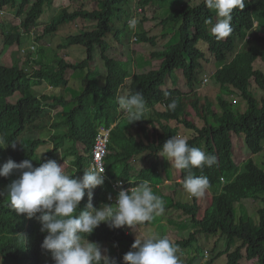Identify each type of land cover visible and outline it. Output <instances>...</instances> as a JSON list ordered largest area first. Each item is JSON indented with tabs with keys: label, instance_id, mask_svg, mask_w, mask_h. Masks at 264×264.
<instances>
[{
	"label": "trees",
	"instance_id": "1",
	"mask_svg": "<svg viewBox=\"0 0 264 264\" xmlns=\"http://www.w3.org/2000/svg\"><path fill=\"white\" fill-rule=\"evenodd\" d=\"M97 2L98 6L91 10L80 8L72 13L64 12L62 17L47 25L44 31L49 33L56 29L57 25L76 18L95 22L94 29H84L67 38L68 44L85 47V60L75 64L62 62L60 69H57L55 73L37 68L32 76L37 79L62 78L65 65L73 69L86 67L87 62L92 59L95 45L100 46L102 53L105 52L107 43L104 37L114 31L113 17L115 11H123L125 0H96ZM152 2L154 0H136V3L142 8ZM29 3V0H0V8L14 7L18 15H23ZM41 3L42 0H35L28 12L24 14L22 24L25 28L36 25ZM232 18L233 32L230 36L218 40L211 32V28L217 20L216 14L205 6L204 1L197 6L183 4L177 9L169 10L167 16L162 19V23H170L166 26V29L168 28L169 35H172L173 42L165 49L153 53L154 56H160L163 59L160 69L149 71L146 74L133 75L130 94L141 91L145 100L152 106L162 102L168 110L159 114V116L166 120H182L183 124L194 131V135L186 139L188 144L216 157V163L211 167L205 166L192 169L193 175L206 176L209 180L207 190L213 192L214 199L207 213L201 218L197 217L200 209L197 197L188 193L183 187L184 178L188 174L187 170L180 169L181 182L177 183L176 186L179 191L182 190L189 194L186 196L190 198V201L183 202L182 200L176 201V198L174 200L167 198L166 203L168 202V205L165 204L167 207H175L185 215L190 216L191 222L198 228L199 232L206 234L219 233L224 239V252L212 256L207 264L222 253L228 254L226 264H239L244 256L242 249H245V256L248 260L256 259L257 264H264V169L259 168L251 158L246 160L243 167L240 168L233 159L232 141V135L243 136L245 144L252 154H257L263 149L264 100L259 105L250 90L249 79L252 77L256 85L264 92V73L253 69L252 66L253 61L257 58L264 62V48L256 44H249L248 41H245V43L243 39L247 32L252 29L255 20L259 22L261 27H264V0H246L244 9H233ZM178 21H180V25L177 29H174ZM141 23L142 20L140 26ZM3 26L4 23L0 21V28ZM169 27L173 28L172 32ZM138 36L143 42H150L154 45L155 38L153 36L148 37L145 31L138 33ZM176 37L178 41H176ZM20 40L19 31L9 26L5 32V42L11 45L14 42L19 43ZM255 41L264 45V36L255 38ZM204 44L207 46L206 52L210 55V60L218 66L222 65L214 75L221 92H230L229 86H232L246 100L247 109L244 112L233 111L230 109L231 104L225 101L219 93L217 96L220 109L218 112L213 113L212 117L217 121V124H214L209 121L208 117L204 116L202 113L203 104L197 100L193 106L196 110V116L203 120V125L198 127L194 122L187 121L185 113L180 109L179 101L176 98L179 92L176 90L163 91L160 90V86L163 82L164 71L171 72L175 68L184 70L190 85H192V82L198 81V71L203 67L201 59H204V61L208 59L204 51ZM239 45L241 47L236 52ZM234 53L235 55H233ZM105 58L108 71L105 83L97 85L95 81H89L87 87L77 97L78 105L74 108V112L78 114L85 111V115L88 116L91 112L97 111L99 117L103 113H107L105 116L111 118H108V120H114V112L112 113V110L108 111V109L112 107L119 85L126 76L130 75V71L128 67H124L127 65L125 62ZM35 63L39 65L40 58ZM29 77H31L29 72L20 67L17 62L11 66L0 63V137L5 141L3 145H0V147H3L0 148V167L9 159L17 163L30 159L33 166L38 167L53 155L49 149L38 150V148H41L40 145L44 143L20 138L21 133L26 130L43 129L44 127L43 124L36 125L33 123L35 120L42 118L45 110L41 108V101L36 98L37 96L31 90V86L38 84L39 81ZM89 80H91L90 77ZM15 92H19L22 97L16 104L8 103L6 98ZM173 100L176 102L174 110L168 107ZM58 103L60 101L57 98L51 106ZM74 112L64 111L63 116H59L61 120H56L55 127L61 131L56 138L63 144L70 143L74 154L77 156V151L74 150L75 142L78 139L82 140L90 150L96 131L94 126V129L88 131L85 127L81 128L77 125L76 119L72 117ZM129 124L137 129V134L141 132L146 136L148 121L144 119L130 123L127 121L125 127ZM117 128L120 131L122 125L119 124ZM161 129L164 134L159 136L158 141L152 142L137 140L134 135L126 131L132 143L127 145L126 140L117 143L118 148L116 151L107 155V172L111 173L118 168L117 162L122 161L121 163L124 164L121 167V175L123 178H130L128 165L138 152L145 153L146 150H149L150 153L157 154L161 151L162 145L167 139L171 136H177V131L168 124H162ZM112 134L117 135L114 131ZM8 141L19 142H17L14 149V152L16 151L14 158H9L7 155V149H11V146L6 147ZM61 142H57V145ZM110 149L109 145V151ZM146 155L148 154L145 153ZM84 160V157L77 156L76 162L79 166H83ZM151 167L149 168L153 169L154 176H159L155 164ZM149 168L141 169L137 178H134L137 180L136 185L139 184V180L150 181L151 176L147 171ZM145 170L148 174L144 172ZM80 171L83 170L80 169ZM19 174V172L14 171L8 177H0V259L2 264L35 257L39 258V249H42L38 247V243L41 242L39 236H42L40 223L34 218H27L26 215H17L8 204L6 197L8 186L19 177ZM246 199H251L254 202L261 200L263 203V206L257 210L256 222H252L243 215L236 217V204H241V201ZM26 222H29V224L27 225ZM111 236L120 244L122 256L130 251L129 248L134 243V239L129 235H125L122 230L114 233L105 224L97 232V240H102L101 238L108 239ZM236 240L240 242V245L230 252ZM194 241L193 233L189 235V239L172 242L178 248L187 249L193 246ZM213 252L211 251V254ZM117 264L123 263L117 260ZM189 264H192V259L189 260Z\"/></svg>",
	"mask_w": 264,
	"mask_h": 264
},
{
	"label": "clouds",
	"instance_id": "2",
	"mask_svg": "<svg viewBox=\"0 0 264 264\" xmlns=\"http://www.w3.org/2000/svg\"><path fill=\"white\" fill-rule=\"evenodd\" d=\"M29 1L30 3L28 7L25 9L23 15L22 14L18 15L16 11L13 12L15 17L17 18L21 17L22 20L19 25L16 26L11 25V27L12 29L15 28V30L19 31L22 40L23 37L25 36L31 37L32 42L27 50L21 49V40L19 43L18 42L13 43L18 45L19 50H21L22 53L24 54H26L27 52H31V53L28 54L29 59L26 60L25 64L21 65L17 61H13L12 64L17 62L20 65V67L26 69V71L29 72V75L31 76L29 78L39 81L38 84H33L31 86V90L37 96L36 98H38L41 101V108L45 110V113L42 114L41 119H37L33 122L36 125L43 124L44 125L43 129L35 128V129L26 130L21 133L20 138L31 139L34 141H39L40 143H44L41 144L40 146L46 147V149L51 150L53 155L51 157H48L46 162L41 163L38 167H34L30 159H25L19 163L9 159L6 163L3 164L2 167H0V177H8L14 171L20 173L19 177L16 180H14L8 186L7 189L6 197L8 199L9 207H11L17 215L23 214L26 215V217L29 219H33V218L36 219L41 225L40 231L42 232V236H39L41 242L38 243V247L42 248L39 249V258L35 257V258L23 259L8 264H41L40 255H43L45 251L51 253V258L54 261V264H117V260H119L120 263L123 264H181L180 256L182 255L184 250L186 251L192 247H195L194 244L196 242V239L193 243V246H190L187 249L178 248L177 245L172 242V241L182 240L184 238L172 239L168 236L161 237L156 233H152L142 238L136 235V238L134 239L131 236L132 233H130L131 228L132 229L134 228L138 229L139 227L143 228L148 223V221L153 220L156 216L162 215L164 213L165 207L167 206H165V202L161 198V195H156L153 192L152 187L148 183L149 181L142 183L141 182L142 180L141 181L139 180V184L138 185L135 184L137 180L134 178H137V176H135L136 174L132 173L131 171L132 167H130V165H128L129 174L131 175L130 178L122 177L121 168L114 169L111 173H108L106 166V158L107 155L110 153L109 151L110 139L113 137L112 133L114 129L117 128L118 125L120 124V119L125 118L126 122L128 121V123L142 119L148 121V124L146 126V136H144L143 138H140L138 134L136 135L134 134V132H131V135H134L137 140H144L145 142L158 141L159 136L164 134L161 129L162 124H168V122L170 121H178L180 123H183L182 120H166L165 118L160 117L159 114L167 112L168 110L167 107L162 102L156 103L155 105L152 106L145 100L143 93L141 91H136L135 93L130 94V85L133 80V75L134 74L141 75V74H146L152 70H158L161 67L162 61L159 64L158 68L150 69L146 72H139V73H137L136 71H132L129 64L125 62V64H128L130 75L124 78L123 82L119 85L118 90L116 92L115 100L113 101L112 105L114 104L117 105V109H119V112L117 115L116 113H114L115 114L113 116L114 120H108V118L109 119L111 118L105 116L107 115V113L106 114L103 113V115L99 117L97 115V111L91 112L88 116L85 115V111L78 114L72 111L74 112L73 113L74 115H72V117L73 119H76L77 125L81 126V128L85 127V129L88 131L94 129L93 128L94 126L96 131L93 138V144L90 150H88V148L86 147L85 143L82 140L80 141L78 139V141H76L74 144V150L77 151V156L78 157L82 156L85 158V160L83 161V166H79L78 163L76 162L77 156L73 152L72 145L71 144L67 145V143L63 144L59 139L56 138V136H58L61 133V131L55 127L56 120L60 119L59 116H63L64 111L66 112L69 111V113L71 112L68 109L69 103L74 102L75 107L78 105L77 97L87 87L89 81H95L97 85H103L105 83L106 77L108 75L105 57L114 59L113 57H110L106 54L108 49L111 48V46L110 48L109 46L106 47V50L103 53L99 45L94 46L92 52V59L87 62L86 67L80 68V70L83 69L87 70L84 78L85 86L83 89H80V91H75L74 88L70 86L71 81L68 84L67 78L69 76L70 70L72 71L78 70V69H73L69 66H66V69L64 66L62 78H51V79L35 78L34 76H32V74L37 68L40 69L42 68L44 71H50L55 73L57 69H60L62 62L65 64H75L79 62H75L74 59L73 61H71L72 57L66 59L62 57L59 53H58L59 57L56 60L54 57L51 60L48 58L47 55L45 57L42 56L41 50L39 49L40 44H42L44 48L47 50V48L49 47L46 44L49 43H46L45 39L50 37L52 32L54 33V30L57 29L56 27V29H54L49 33L37 32V29L41 26L39 22H41L40 17L43 14L42 11H44L45 5L50 4L51 0H42L36 25H31L28 28H25L24 25L22 24L24 19V14L28 12L26 10H29L30 6L34 3L35 0L32 3L31 0ZM133 1L135 3V7H137V9H140V11H143V8L136 3V0ZM202 1H204L205 6L208 9L213 10L216 14L217 20L216 23L211 28L212 34L218 40L230 36V34L233 32V27H232L233 9H240V10L244 9L246 0H202ZM200 3L196 5H191V3L189 2H184V4H189L191 6H197ZM9 8L15 10L14 7H9V6L0 8V21L4 23V26L0 28V30L5 29L6 26L7 29L9 28L7 23L2 20L4 14L8 12L7 10ZM80 8L83 7L77 6L76 10H79ZM91 9L94 8L93 7L89 8V10ZM73 11L75 10L72 9V6L71 7L67 6L62 8L58 16L54 17L53 19L50 20L49 23L44 25V31L47 25H49L53 20L62 17L64 12L72 13ZM77 19L78 18L74 20L76 21ZM117 19L121 21L119 17ZM209 23H211V21H209ZM128 25L130 28L134 29L137 25V20L135 18L130 19ZM257 27H261V26L259 25V22L255 20L252 29L247 32L245 38L243 39V42L245 41L247 42L250 39V33L253 30H255ZM94 28L95 26L90 29H94ZM7 29L3 31L4 35ZM108 34H106V36ZM134 34L135 35L137 34L138 36L137 32H135ZM67 38L68 36L57 47L61 49L67 47L69 45L67 43ZM37 40L39 41L42 40V42L37 44ZM13 44L11 45L8 44V45L12 46ZM74 45L76 44H72L71 49H73ZM96 47H98L99 49L98 54L100 55L104 65L106 66V74L103 75L104 71L101 72L103 75L102 83H100L99 72L95 73L96 69L98 68L103 70V68L101 67H96V64L94 63L96 58L95 56ZM240 47L241 45H239L236 52L239 51ZM48 51L55 52L56 50L51 48ZM39 58H40V63L39 65H37L35 61L38 60ZM257 59H255L252 63L253 69H255L253 64L255 61H257ZM114 60H119L124 62L123 60L120 59H114ZM201 63H202V59H201ZM213 64L216 66V69L206 70L210 72L211 77H214L217 70H219L222 67V65L218 66L215 63ZM27 65H31L33 69L30 70L27 67ZM177 69L178 68H175L171 72H168L167 70L164 71L163 76L166 75L165 77L166 82L164 81V77L162 76L163 82L162 85L160 86V90L178 91L179 94L176 98L179 101L178 103L179 107L186 114V112L184 111L181 105L183 91L181 89L170 88L168 87L167 84V77L173 76L172 74H175ZM185 75L186 73H184L183 71L184 78ZM205 76L206 75H204L202 80L198 78V81L192 82V85L189 84V81L188 84L184 81V84L188 88L187 95L191 96L192 93H196L197 91L201 90V87L209 82L210 76L209 77H205ZM89 77L91 80H89ZM43 84H45L48 87L43 92L36 93L34 91V87H39ZM122 88L126 89L127 94L119 97V92ZM231 88L234 89L232 86H229L230 90ZM68 90L73 92L75 91V94L72 97L67 95L66 92ZM234 91H238V90L234 89ZM14 95L17 96L13 100H11L10 98L13 97ZM21 97L22 96L19 92H15L13 95L7 97L6 100L10 104H16ZM57 98L59 99L60 103L56 104L55 106H51V104H53L55 99ZM197 100L198 98L191 103V108L194 109L195 113L196 110L193 104ZM168 107L169 109L174 110L176 107V102L173 100L168 105ZM110 110H112V107L108 109V111ZM150 121H152V123H150ZM170 127L177 131V136H171L169 139H167L163 143L161 151L158 153L159 155L165 157L171 164H173L176 169H179V181L176 183L181 182L180 169L187 170L188 174L184 178V183H183L184 189L193 196L196 197L203 196L205 191L209 187V180L206 176L193 175L192 169L203 168L205 166L211 167L213 164L216 163V157L214 155L207 154L205 151L201 150L200 148L190 146L185 138L179 137L178 130L176 128L172 126ZM32 131L37 133L40 131L44 133L42 134L43 136H39L37 138H34L32 136L25 137V134ZM106 131L108 132V137H107L105 155L103 158L105 170L102 168L101 169H97L94 167L90 168L94 159L93 158L94 147L96 144L97 136L101 133H105ZM148 132L151 134L150 139L148 138ZM121 140H126V142L128 143L127 145H130L132 143L131 140L129 139L128 133ZM17 142L18 141L7 142L6 147L9 148L8 146H11V149L10 148L7 149V155L9 158L11 157L14 158L16 156V151L14 152V149L17 146ZM57 142H61V144L57 145ZM4 143H5L4 139L0 137V145H3ZM77 144L83 145L84 149L82 150V152L77 150L76 148ZM63 150L64 152H62ZM145 153L149 155L152 154L156 155V153H150L149 150H146ZM58 159L59 162L61 160H66L67 162L68 159L71 160L70 163H72L73 169H71L68 173H66L64 168V162L63 164H59V162H57ZM135 160H136V156H134L130 160V162L133 163L135 162ZM80 169H82L83 171H80ZM104 171H105V176L103 175ZM158 173H160L159 170ZM157 186L159 187L158 184ZM26 224L28 225L29 222H26ZM105 224H107L108 227L111 228L114 233L118 230H122L125 235H129L134 239V243L131 245V248H129L130 249L129 252H127L122 256L121 248L119 251H117L118 249L117 247H121V246L113 236H111L108 239L101 238L102 240L100 239H99L100 241L97 240V232ZM196 231L199 232L198 229H196ZM195 233L196 232H194V234ZM107 242L111 243L108 244V246L110 245L112 247L110 250H112V252L115 253L114 257L112 256L110 257L109 255L106 254L108 253L107 247H105V250L102 251L104 247V243ZM100 245H102V249ZM206 256L208 257V252H206ZM190 259L191 258L187 260V264H189Z\"/></svg>",
	"mask_w": 264,
	"mask_h": 264
},
{
	"label": "rangeland",
	"instance_id": "3",
	"mask_svg": "<svg viewBox=\"0 0 264 264\" xmlns=\"http://www.w3.org/2000/svg\"><path fill=\"white\" fill-rule=\"evenodd\" d=\"M34 0H31V3ZM155 2H152L151 4L145 6L143 8V11H140V9H137L135 7V3L133 0H125L123 3V11L116 10L115 15L113 17V25H114V31L111 34H108L105 37V40L107 41V47L111 46L110 49L107 51V55L110 57H113L114 59H120L124 62H127L132 69V71L139 72H146L150 69L158 68L159 64L162 61V58L160 56H154L153 52L164 49L168 47L172 42L173 38L172 35H169L168 28L166 29L167 25H170V23H162V19H164L169 10L177 9L181 7L184 2H189L191 5H196L200 3L202 0H165V1H158L154 0ZM83 7L85 10H89V8H96L98 6V2L96 3V0H51L49 5H45V9L43 14L41 15V26L37 29V32L44 33V25L50 22L51 19L58 16L62 8L64 7H71L73 10H76L77 6ZM8 14L5 13L2 20L7 23L8 27L11 25H19L21 22V17L17 18L14 16V9L9 8L7 10ZM28 11V10H26ZM129 14V15H128ZM121 21H119L117 18ZM135 18L137 20V25L134 29L130 28L128 25V22L130 19ZM142 20L141 26L140 21ZM180 21L177 22V25L174 27V29H177L179 27ZM94 27L93 21H86L78 18L76 21L71 22H64L57 26V29L54 30V33L50 35V37L45 39L46 44L49 48L47 50L44 48L42 44H40L39 49L41 50V54L43 57L46 55L49 59L52 60L54 57L55 60L59 57L58 53L68 59L71 58V61L73 59L75 62L83 61L86 57V51L85 48L81 45H74L73 49H71L72 44H69L64 49L58 48L57 46L63 42V40L73 34H77L80 30L84 29H90ZM7 29V26L5 29L0 30V63L4 65H12L13 61H17L19 64H25L26 60L29 59V53L26 54L22 53L21 50H19V47L17 44H13L12 46H9L5 42V35L3 34V31ZM171 32L173 31L172 27H169ZM141 31H145L148 37H154L155 42L154 45L150 42H143L140 40L139 36L134 33H140ZM175 31V30H174ZM264 36V28L257 27L255 30H253L250 33V39L247 43L249 44H256L262 48H264V45L262 43H258L255 41V38ZM136 38V39H135ZM177 39V37L175 38ZM62 40V41H61ZM178 41V39L176 40ZM32 42V39L30 36L23 37V40L21 39V49L27 50ZM41 41L37 40V44L41 43ZM205 45V44H204ZM201 47V45H200ZM56 50L55 52L48 51L49 49ZM204 51L206 53V58H208L206 61L202 59L203 67L198 72V78L203 79L204 75L205 77L210 76V72L206 70L210 69H216V66L212 63L210 60V55H208L207 46L205 45ZM99 49L96 47L95 52V64L96 67H101L96 69L95 73L99 72L100 76V83L103 81V75L106 74V66L104 65L100 55L98 54ZM72 54V55H70ZM235 55V53L233 54ZM128 64L124 67H128ZM254 68L256 70H260L264 73V62H262L260 59H257V61L254 62ZM27 67L31 70L33 69L31 65H27ZM66 69V65H65ZM183 69H177L175 74H172L173 76L167 77V84L168 87L173 89H181L183 91V97H182V107L184 111L186 112V120L190 122H194L198 127H201L203 125V120L198 118L196 116V113L194 109L191 108V103L195 101V99L198 98V100L201 101L202 105V113L204 116L208 117L209 121L217 124V121L214 120L213 113L218 112L220 107L218 106L217 101V95L220 93L221 97L226 100L229 104H231L230 109H232L235 112H244L247 109L246 100L243 99L241 94L238 91H234V89L231 88L230 92H221L219 83L215 80L214 77L209 78V82L204 84L201 87V90L197 91L196 93H192L191 96L187 95L188 88L184 84V81L188 84L187 77L185 75V78L183 76ZM103 75L101 72H103ZM87 70L78 69L77 71L70 70L69 76L67 78L68 84L70 82V86L74 88L75 91H80V89H83L85 86V75ZM168 74V73H167ZM164 81L166 75L163 76ZM166 82V81H165ZM250 82V90L253 93L255 99L259 103V105L264 100V92L261 90L252 80V77L249 79ZM48 86L45 84L34 87V91L36 93L43 92ZM128 88V87H127ZM75 91L68 90L66 92L67 95L73 96L75 94ZM127 94V91L125 88H122L119 92V97L122 95ZM17 95H14L10 99L13 100ZM208 103L211 104L207 105ZM211 107V108H209ZM75 105L74 102L69 103L68 109L72 112L74 111ZM112 110L116 115L119 112V109H117V105H112ZM126 119H120V124L122 125V128H120V131L118 128L114 129V132L117 135H113V139H110V153H113L118 148L117 143L121 141L124 136L127 135V132L131 134V132H134L137 135V131L134 126L128 125L125 127ZM169 126H172L178 130L179 137L188 139L191 135H194V131L189 128L187 125L180 123L178 121H170L168 122ZM127 131V132H126ZM139 132V131H138ZM44 133V132H43ZM42 132H29L25 134V137L32 136L34 138H37L39 136H43ZM140 138H143L144 135L139 132L138 133ZM151 134L148 132V138L150 139ZM121 137V138H120ZM233 140V159L234 161L239 165L240 168L243 167L244 162L248 159H252L254 163L261 169H264V141H263V149L257 153L252 154L250 149H248L247 145L245 144L244 137L243 136H236L232 135ZM67 145H70L68 143ZM77 150L82 152L84 149L82 144H77L76 146ZM46 147L38 148L39 151H44ZM72 151V150H71ZM64 152V150L62 151ZM59 162V159L57 160ZM64 162V168L66 173H68L71 169H73V165L71 160L68 159V162L66 160H61L59 164H63ZM117 162L118 168H121L124 163ZM152 164H155V168L159 170L160 174L159 176H154L155 173L153 171V167L149 168L147 171H149V176H151L150 181L148 182L150 186L152 187L153 192L156 195H161V198L164 200L165 204L168 205L167 198H171L176 201L182 200L183 202H189L190 198L187 197L186 192H183L182 190L179 191V188L176 186V182L179 181V169H176L173 164H171L165 157L156 154L152 155H146L145 153H140L136 155V160L133 163H129L131 168V171L133 174H136L135 176H138L141 172L139 169H146L147 167H150ZM116 168V169H118ZM139 170V171H138ZM146 170L145 173L148 174ZM147 182L145 180L141 181ZM159 185V187L157 186ZM156 187V188H155ZM214 195L213 192L210 190H206L203 196L197 197V203L200 207L198 216L201 218L205 213L208 212V210L211 208L213 203ZM165 205V206H167ZM263 206L262 201H252L251 199H246L241 202V204H236L235 210H236V217L238 218L240 215L246 216L249 220L252 222H256L257 218V210ZM147 223V222H144ZM139 229V230H138ZM138 229L134 228L130 230L131 236L135 239L136 235L140 238L150 235L152 233H156L159 236H168L172 239H189V235L194 233L196 229H198L190 219V216H186L184 213H182L180 210H178L175 207L168 206L165 207L164 213L162 215L156 216L153 220L148 221V223L143 227H139ZM194 237L196 239V242L194 244L195 247H192L188 250H184L182 255L180 256L181 264H187V260L189 258L192 259V264H207L211 257L224 252L225 250V244L224 239L220 236L219 233L217 234H206L202 232H196L194 234ZM221 237V238H220ZM108 244H111L109 242L104 243L103 250H105V247H107L108 253L110 257H114L115 253L110 250L112 247ZM240 245V242L236 240L234 244L232 245L230 252L234 251L236 247ZM101 249H102V245ZM117 251L120 250L121 247H117ZM188 251V252H187ZM211 251H214L211 254ZM43 255H40L41 264L49 263L54 264V262L51 258V253L45 251ZM206 252H208V257L206 256ZM243 258L239 261V264H257V260H248L245 256V249H242ZM228 259L227 253H222L218 257L214 258L211 263L209 264H226ZM13 263V262H11ZM0 264L1 259H0Z\"/></svg>",
	"mask_w": 264,
	"mask_h": 264
},
{
	"label": "built area",
	"instance_id": "4",
	"mask_svg": "<svg viewBox=\"0 0 264 264\" xmlns=\"http://www.w3.org/2000/svg\"><path fill=\"white\" fill-rule=\"evenodd\" d=\"M107 137H108L107 131L97 136L96 144L94 147V157H93L94 159H93V162L90 168H93V167L97 169L102 168L105 170L103 158H104L105 150H106ZM103 175L105 176V171Z\"/></svg>",
	"mask_w": 264,
	"mask_h": 264
}]
</instances>
